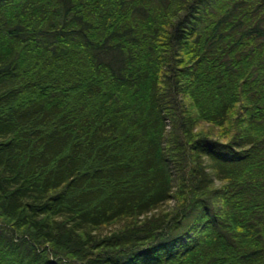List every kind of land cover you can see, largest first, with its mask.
Masks as SVG:
<instances>
[{"label": "trees", "instance_id": "16d2710c", "mask_svg": "<svg viewBox=\"0 0 264 264\" xmlns=\"http://www.w3.org/2000/svg\"><path fill=\"white\" fill-rule=\"evenodd\" d=\"M0 264H264V0H0Z\"/></svg>", "mask_w": 264, "mask_h": 264}]
</instances>
